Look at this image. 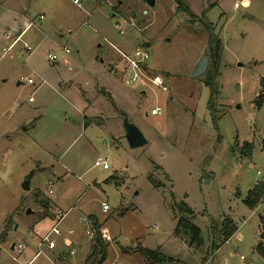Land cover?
I'll list each match as a JSON object with an SVG mask.
<instances>
[{
  "label": "rangeland",
  "instance_id": "1",
  "mask_svg": "<svg viewBox=\"0 0 264 264\" xmlns=\"http://www.w3.org/2000/svg\"><path fill=\"white\" fill-rule=\"evenodd\" d=\"M156 1L150 8L139 0H81L80 6L0 0V51L35 24L0 59V236L6 232L0 264H52L46 245L34 257L60 215H66L58 225L61 236L53 238L61 247L64 238L74 241L78 264L97 261H88L92 219L110 237L103 236L104 264H154L139 246L174 260L159 264H264L255 251L264 201L254 211L243 202L256 182H264V0H247L249 6L238 9L241 0H219L207 13L223 43L214 114L205 75L192 78L208 33L197 19L177 12L174 0ZM25 43L34 47L31 55ZM137 50L150 58L135 68L126 58L136 60ZM59 83L71 88L58 91ZM95 84L110 93L96 85L101 98L86 112L95 122L86 125L80 90L92 98ZM125 116L147 145L130 148ZM247 143L251 158L242 152ZM99 159L109 169L95 167ZM28 176L31 189L25 191ZM181 203L195 213L199 248L175 235ZM226 219L238 231L212 255V227ZM61 249L58 256L66 252Z\"/></svg>",
  "mask_w": 264,
  "mask_h": 264
},
{
  "label": "trees",
  "instance_id": "2",
  "mask_svg": "<svg viewBox=\"0 0 264 264\" xmlns=\"http://www.w3.org/2000/svg\"><path fill=\"white\" fill-rule=\"evenodd\" d=\"M174 1L177 5V12L186 13L189 17L197 19L200 23L203 24L205 31L208 33V48L209 54L212 59V67L211 70H209L205 74V84L206 87L210 90L209 105L210 111L212 112V114H214L213 99L219 91L217 80L220 77V59L223 51V43L219 35L216 33V26L207 18V13L212 8H214V5H209L207 9H204L201 16H195L185 4L184 0ZM259 103H262V99ZM213 120H215L214 116ZM91 122L95 121L93 119L87 120L86 124ZM261 149L264 153V139L261 142ZM242 152L243 154H245L244 156L246 158H251L253 145L248 143L245 144L242 148ZM155 169L160 170L159 167H156ZM263 201L264 182H259L255 184L254 188L247 193L243 202L248 209L254 211L263 203ZM18 211L19 208L16 209L14 214H16ZM175 217L177 219V227L175 230L176 237L181 240L184 239V241L190 247H201L203 243V240L201 238V230L192 221V219L195 218V213L193 212V210L186 204L181 203L176 207ZM8 222L9 220L7 221V223ZM92 229L94 230L95 242L92 247L91 254L88 257V261H90L92 257H95L97 258V261H94V263L92 264H104L107 259L108 244H106L103 240L104 238L101 233V226L95 219H92ZM237 231V227L230 219H226L221 224L214 225L212 227V244L210 249L211 254L213 255L215 252H217L226 242H228L234 236V234L237 233ZM5 238L6 232L4 230L2 235L0 236V242H3ZM137 249L144 257L147 258L148 261L154 264L164 263L166 261H174L173 259L167 258L165 255H162L159 251H151L140 246ZM255 251L260 257L264 258V211L263 214L259 216V243L255 247Z\"/></svg>",
  "mask_w": 264,
  "mask_h": 264
},
{
  "label": "built area",
  "instance_id": "3",
  "mask_svg": "<svg viewBox=\"0 0 264 264\" xmlns=\"http://www.w3.org/2000/svg\"><path fill=\"white\" fill-rule=\"evenodd\" d=\"M72 2L76 6H80V4H81V0H72ZM234 6H235L236 9L241 8V7L246 8V7L249 6V2L247 0H241L240 2H236ZM43 20H44V16H41L40 17V21L42 22ZM32 27H35V24L29 22V24H28L26 30L24 31L23 35L27 31H29V29H31ZM23 35L19 36L16 40H14V42L10 46H8L7 48H3L0 51V59H3L5 57L9 56V54L12 52V50L21 41ZM22 49L26 50V52L29 53V54H32V52L34 51V48L32 46H30L29 44H27V43L23 44ZM63 51L66 54L70 53L68 48H64ZM134 56H135L136 60H131L129 58H126V60H127V62H130L132 64V66H134L135 68H137V63L146 62L150 58V56H149V54L147 52H144V51H141V50H137L135 52ZM48 58L52 62L57 60V57L55 55H53V54H49ZM134 79L132 81H134ZM154 83H155L156 86H159V87L162 86V81H161L160 78L155 79ZM28 84L33 85L34 84V80L29 79L28 80ZM30 102H33L32 98L30 99ZM160 113H161V109H159V108L152 110V114L153 115H158ZM95 167H101L104 170L109 169L108 163L106 161H102L100 159L95 162ZM257 174L261 175L260 172H258ZM257 183H259V182H257ZM108 211H109V206L107 204H103V212L104 213H108ZM63 218H64V216L60 215V220L57 223V225L54 226L51 229V231L43 238V240H42L43 244L42 245L40 244L39 250H38V254L42 253L43 245H46V247L49 250H55L57 248V241L53 237H55V236L60 237L61 236V233L58 230V225L63 220ZM80 222L87 224V220H81ZM87 226H88L87 235L94 236V230L92 229V225L87 224ZM103 234H104L103 236H104L105 239L110 240V237L108 236L107 231L106 232L104 231ZM20 249H25V247L19 245L18 246V250H20Z\"/></svg>",
  "mask_w": 264,
  "mask_h": 264
},
{
  "label": "crops",
  "instance_id": "4",
  "mask_svg": "<svg viewBox=\"0 0 264 264\" xmlns=\"http://www.w3.org/2000/svg\"><path fill=\"white\" fill-rule=\"evenodd\" d=\"M203 1V0H202ZM184 2H185V4L187 3L189 6H188V8L189 9H192V11H193V13L194 14H196L197 16L198 15H200V13H201V11L202 10H204V6L202 5V3L199 1L198 3H195V1L194 0H184ZM209 2H210V5H214V7L215 6H218V3H219V0L217 1V2H212L211 3V0H209ZM186 4V5H187ZM194 4H198L199 5V10H196V8H195V6H194ZM202 7V8H201ZM28 32V31H27ZM26 32V33H27ZM23 37V36H22ZM35 39H37L36 38V36H35ZM31 46V45H30ZM34 48V47H33ZM22 53H20L19 55H21ZM31 55V54H30ZM29 55V56H30ZM49 56V55H48ZM55 62V61H54ZM44 82L45 81H43L42 80V83H40L39 84V87H41L43 84H44ZM20 85H22V83H20ZM19 85V86H20ZM33 85H35V81H34V84ZM59 85V89H57L58 91H60V90H62V87H63V85H65V87H66V89H70L71 88V85H68V84H63V83H59L58 84ZM96 85H99V84H95V86H94V89H93V91H92V93H93V97L91 98V97H89V94H88V92L86 91V90H83V89H81L80 90V93H81V95L83 96V99H84V102H82V110H83V115H84V119H85V121L87 122V120H89L88 119V117L86 116V112L89 110V108L91 107V106H93L95 103H96V99L97 98H101V97H99V96H97V90H95V87H96ZM100 86V85H99ZM38 87V88H39ZM100 87H102V88H105V89H107L106 87H103V86H100ZM107 92H109L108 91V89H107ZM110 93V92H109ZM113 106V105H112ZM115 110V112H117L116 111V109H114ZM117 114H118V112H117ZM116 117H117V115H116ZM87 125V124H86ZM31 126L33 127L34 126V122H32L31 123ZM257 183V182H256ZM249 192V191H248ZM66 215H64V217H65ZM45 237V236H44ZM43 237V238H44ZM36 238V237H35ZM73 243H74V241L73 240H71V239H68V238H64L63 239V247H61L60 245H58V243H57V248L55 249V250H48L47 249V251H45L47 254H46V256H47V258L50 260V262L52 263V264H78L77 263V261H75V260H73L74 259V257H75V254H76V252L74 251V250H72V246H73ZM40 246V245H39ZM59 247V248H58ZM47 248V247H46ZM60 248H62L63 249V251H66L62 256H58V251H59V249ZM38 249H39V247H38ZM61 249V250H62ZM43 253V252H42ZM41 253V254H42ZM67 253H69V254H67ZM41 254H38V252H37V254H36V256L34 257V259L37 257V256H39V255H41ZM71 255V256H70ZM62 257H63V259H62ZM33 259V260H34ZM32 260V261H33Z\"/></svg>",
  "mask_w": 264,
  "mask_h": 264
},
{
  "label": "water",
  "instance_id": "5",
  "mask_svg": "<svg viewBox=\"0 0 264 264\" xmlns=\"http://www.w3.org/2000/svg\"><path fill=\"white\" fill-rule=\"evenodd\" d=\"M140 2L144 3L150 8H155L156 6V0H139ZM209 48H205L203 55L199 59L198 63L196 64V67L194 68L192 78L196 79L199 78L203 75L206 74L208 67H209ZM20 85V82L18 83ZM123 127H124V132H125V139L127 140V143L129 144L130 148L136 149L143 147L148 144V140L146 137L143 135V133L140 131V129L133 124L128 117H124L123 119ZM30 177H26L23 184L22 188L25 191H30ZM29 211L28 213H30ZM16 249V243H13L11 246V250L15 251Z\"/></svg>",
  "mask_w": 264,
  "mask_h": 264
}]
</instances>
